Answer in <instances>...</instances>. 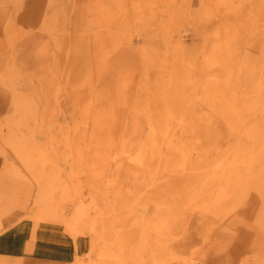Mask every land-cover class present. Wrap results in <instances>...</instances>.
<instances>
[{
  "label": "rangeland",
  "instance_id": "rangeland-1",
  "mask_svg": "<svg viewBox=\"0 0 264 264\" xmlns=\"http://www.w3.org/2000/svg\"><path fill=\"white\" fill-rule=\"evenodd\" d=\"M61 264H264V0H0V236Z\"/></svg>",
  "mask_w": 264,
  "mask_h": 264
},
{
  "label": "crops",
  "instance_id": "crops-1",
  "mask_svg": "<svg viewBox=\"0 0 264 264\" xmlns=\"http://www.w3.org/2000/svg\"><path fill=\"white\" fill-rule=\"evenodd\" d=\"M0 255L23 259L25 255V243L18 233H6L0 236ZM31 261L39 264H61L65 256L54 248L36 245L32 251Z\"/></svg>",
  "mask_w": 264,
  "mask_h": 264
}]
</instances>
